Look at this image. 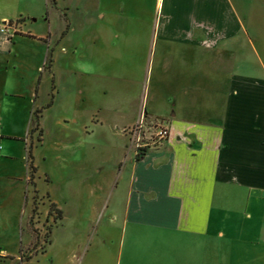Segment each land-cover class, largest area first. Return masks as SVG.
<instances>
[{
    "label": "crops",
    "instance_id": "0c3cea01",
    "mask_svg": "<svg viewBox=\"0 0 264 264\" xmlns=\"http://www.w3.org/2000/svg\"><path fill=\"white\" fill-rule=\"evenodd\" d=\"M136 2L135 9V0H78L79 28L107 32L114 17L123 18L141 33L136 47H154L152 65L156 57L169 101V66L184 62L175 79L181 93L196 96L190 69L204 54L210 96L204 109L191 107L194 114L177 98L164 114L145 106L119 128L126 136L122 129L146 116L162 119L170 133L139 158L129 141L119 158L112 188L121 212L109 216L119 230L98 235L102 250L110 264H264V0ZM62 32L39 38L58 43ZM94 235L84 234L72 264L82 263Z\"/></svg>",
    "mask_w": 264,
    "mask_h": 264
},
{
    "label": "rangeland",
    "instance_id": "374dc122",
    "mask_svg": "<svg viewBox=\"0 0 264 264\" xmlns=\"http://www.w3.org/2000/svg\"><path fill=\"white\" fill-rule=\"evenodd\" d=\"M56 1L0 0V264H72L88 232L95 235L80 264H110L99 236L119 230L109 224L111 213L121 212L112 180L130 141L119 128L145 106L164 114L177 98L185 113L194 114L191 107L204 109L210 96L204 54L190 69L198 75L190 81L196 96L181 93L175 79L185 74L184 62L169 66V101L159 88L156 57L152 65L154 47L134 44L141 33L121 17L107 32L92 24L81 29L78 0ZM62 28L67 35L58 43L39 38ZM48 52L52 67H42ZM51 92L52 103L43 108ZM131 148L135 158L143 154Z\"/></svg>",
    "mask_w": 264,
    "mask_h": 264
},
{
    "label": "built area",
    "instance_id": "2783aa9c",
    "mask_svg": "<svg viewBox=\"0 0 264 264\" xmlns=\"http://www.w3.org/2000/svg\"><path fill=\"white\" fill-rule=\"evenodd\" d=\"M122 131L129 136L130 144H134L136 153H144L145 149L160 144L170 133L169 127L162 119L146 116H141L136 123L123 128Z\"/></svg>",
    "mask_w": 264,
    "mask_h": 264
},
{
    "label": "trees",
    "instance_id": "16d2710c",
    "mask_svg": "<svg viewBox=\"0 0 264 264\" xmlns=\"http://www.w3.org/2000/svg\"><path fill=\"white\" fill-rule=\"evenodd\" d=\"M52 2H54V0H51ZM65 31L62 32V34H64ZM32 36V35H30ZM51 63V57H50V52L47 53V57H46V61H45V65H47V67L50 65ZM54 88V84L52 83L51 89L53 90ZM35 91H37V89H35ZM52 98H53V92L50 93V100L46 103V105L43 108H46L48 106L51 105L52 103ZM36 112V113H35ZM40 112V109H35L34 111V122L35 124L38 123V113ZM34 128V127H33ZM31 128V130L33 129ZM142 154L136 156V158H139ZM28 157L30 158V162H29V168H30V175H29V181L32 182V178H33V171L35 170V166L32 164V156H31V152L28 151ZM54 203H51V206H54Z\"/></svg>",
    "mask_w": 264,
    "mask_h": 264
}]
</instances>
